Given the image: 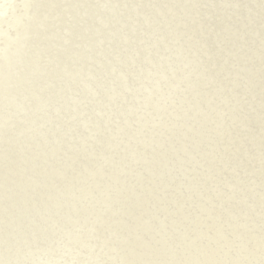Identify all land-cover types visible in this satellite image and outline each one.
Here are the masks:
<instances>
[{
    "label": "rangeland",
    "instance_id": "1",
    "mask_svg": "<svg viewBox=\"0 0 264 264\" xmlns=\"http://www.w3.org/2000/svg\"><path fill=\"white\" fill-rule=\"evenodd\" d=\"M77 262L264 264V0H0V264Z\"/></svg>",
    "mask_w": 264,
    "mask_h": 264
},
{
    "label": "bare ground",
    "instance_id": "2",
    "mask_svg": "<svg viewBox=\"0 0 264 264\" xmlns=\"http://www.w3.org/2000/svg\"><path fill=\"white\" fill-rule=\"evenodd\" d=\"M50 3V2H49ZM51 4V3H50ZM33 11V10H32ZM40 11V10H39ZM52 27V26H51ZM36 30H37V28H36ZM65 31V30H64ZM41 32V31H40ZM21 34V33H20ZM67 34V33H66ZM35 35V34H34ZM44 35V34H43ZM64 35V34H63ZM30 36V35H29ZM45 36V35H44ZM24 37V36H23ZM22 37V38H23ZM48 37V36H47ZM39 40V39H38ZM29 46V45H28ZM30 47V46H29ZM43 48V47H42ZM18 49V48H17ZM27 50H29V49H27ZM2 54V53H1ZM25 54H26V52H25ZM25 56V55H24ZM29 56V55H28ZM41 56V55H40ZM39 56V57H40ZM8 57V56H7ZM19 57H20V55H19ZM26 57V56H25ZM57 59V58H56ZM3 60V59H2ZM18 60V59H17ZM20 60V59H19ZM56 63V62H55ZM23 64V63H22ZM9 66V65H8ZM21 66V65H20ZM24 66V65H23ZM27 66V65H26ZM9 67H11V66H9ZM13 68V67H12ZM17 68H19V67H17ZM3 69V68H2ZM4 70V69H3ZM17 70V69H16ZM11 72V71H10ZM14 72H16V71H14ZM6 75V74H5ZM15 76H16V74H14ZM29 77V76H28ZM28 81V80H27ZM7 83V82H6ZM4 97V96H3ZM5 98V97H4ZM27 102V101H26ZM8 108V107H7ZM9 112H11V111H9ZM133 154V153H132ZM132 156H134V155H132ZM129 159H131V158H129ZM133 159H134V157H133ZM125 165V164H124ZM126 167V166H125ZM113 178V177H112ZM84 191V190H83ZM82 191V192H83ZM121 199V198H120ZM104 200V199H103ZM109 201V200H108ZM86 209V208H85ZM87 211V210H86ZM260 211V209H258V211H255V213L257 214L258 212ZM113 217H115V216H113ZM116 221V220H115ZM114 221V222H115ZM94 222V221H93ZM72 223V222H71ZM89 223V222H88ZM96 224H98V222L96 223ZM112 224V223H111ZM119 224H120V222H119ZM124 224V223H123ZM94 227V226H93ZM85 232V231H84ZM82 233V232H81ZM80 233V234H81ZM110 233V232H109ZM77 235V234H76ZM88 237H90L89 235H88ZM92 237V236H91ZM94 237V236H93ZM92 237V238H93ZM95 237H97V236H95ZM84 241V240H83ZM68 242V241H67ZM74 242V241H73ZM85 242V241H84ZM90 242H92L91 240H90ZM94 242V241H93ZM92 242V243H93ZM89 243V242H88ZM98 243V242H97ZM69 244V243H68ZM90 244V243H89ZM94 244V243H93ZM95 245V244H94ZM73 246V243H72V245L70 246V247H72ZM77 246V245H76ZM85 246V245H84ZM93 246V245H92ZM91 247V246H90ZM90 247H87V248H90ZM93 248V247H92ZM92 248L91 249H89L90 251H91V253H93L92 252ZM69 249V248H68ZM67 249V250H68ZM72 249H74L73 247H72ZM81 249V248H80ZM83 249V248H82ZM86 249V248H85ZM75 250V249H74ZM78 250V249H77ZM88 250V249H87ZM94 250V249H93ZM69 251V250H68ZM79 251H81V250H79ZM88 252V251H87ZM61 253H63V252H61ZM60 253V254H61ZM69 252H67V254H68ZM50 254V253H49ZM55 254H56V252H55ZM59 254V253H58ZM58 254H56V255H58ZM70 254V253H69ZM79 254H81V253H79ZM88 254H90V252H88ZM87 255V254H86ZM85 255V256H86ZM94 255V254H93ZM46 256V255H45ZM51 256V255H50ZM55 256V255H54ZM64 256V255H63ZM84 256V257H85ZM90 256H92V255H90ZM56 257V256H55ZM67 257V256H66ZM45 258V257H44ZM57 258V257H56ZM62 259H63V257H61ZM83 258V257H82ZM87 258H88V256H87ZM48 259H49V257H48ZM84 259V258H83ZM85 259H86V257H85ZM88 259H90V257L88 258ZM87 260V259H86ZM89 261V260H88ZM43 262V261H42ZM50 262V261H49ZM53 262V261H52ZM66 262H67V260H66ZM104 262V261H103ZM79 262H77L76 264H78ZM84 263H86V262H84ZM101 263V262H100ZM68 264H70V263H68Z\"/></svg>",
    "mask_w": 264,
    "mask_h": 264
}]
</instances>
